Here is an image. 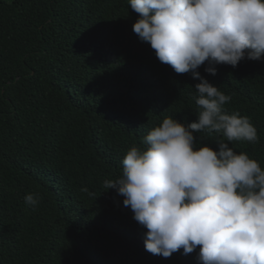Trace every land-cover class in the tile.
Listing matches in <instances>:
<instances>
[{"label": "trees", "instance_id": "1", "mask_svg": "<svg viewBox=\"0 0 264 264\" xmlns=\"http://www.w3.org/2000/svg\"><path fill=\"white\" fill-rule=\"evenodd\" d=\"M138 18L128 0H0V264H200L199 248L149 253L147 229L103 186L164 118L198 115L201 81L161 63ZM206 67L232 97L225 111L258 131V143L225 142L264 168V60ZM194 135L217 151L223 139Z\"/></svg>", "mask_w": 264, "mask_h": 264}, {"label": "clouds", "instance_id": "2", "mask_svg": "<svg viewBox=\"0 0 264 264\" xmlns=\"http://www.w3.org/2000/svg\"><path fill=\"white\" fill-rule=\"evenodd\" d=\"M139 18L133 31L150 44L158 60L177 74L191 72L197 119L166 117L131 147L122 176L106 180L133 219L147 229L145 248L170 258L199 248L200 264H264V168L229 143H258L257 128L239 112L228 114L232 99L201 76L216 65L237 67L244 59L264 60V0H128ZM222 134L218 151L196 148V132ZM82 191L87 192L84 188ZM92 195V193H89ZM39 194L25 196L35 208Z\"/></svg>", "mask_w": 264, "mask_h": 264}]
</instances>
